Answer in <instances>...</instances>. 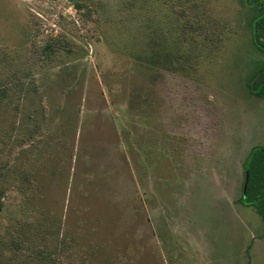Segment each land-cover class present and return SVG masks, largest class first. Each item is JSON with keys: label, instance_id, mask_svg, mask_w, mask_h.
I'll list each match as a JSON object with an SVG mask.
<instances>
[{"label": "rangeland", "instance_id": "1", "mask_svg": "<svg viewBox=\"0 0 264 264\" xmlns=\"http://www.w3.org/2000/svg\"><path fill=\"white\" fill-rule=\"evenodd\" d=\"M244 1L0 0V264H264ZM36 33L74 51L11 95Z\"/></svg>", "mask_w": 264, "mask_h": 264}, {"label": "trees", "instance_id": "2", "mask_svg": "<svg viewBox=\"0 0 264 264\" xmlns=\"http://www.w3.org/2000/svg\"><path fill=\"white\" fill-rule=\"evenodd\" d=\"M244 6L248 7L253 12V17L250 21L253 45L258 51L264 54V1L253 0L249 3V0H245ZM76 7L79 12L83 9V5L79 4V2H76ZM36 35L37 37H35L32 42L33 59H30V61H32L29 63L30 68L24 70V76L22 78H17V75H15V78L10 80L9 90L11 95H16L15 91H17V89L22 90L24 86L28 85L27 81L32 82L31 80L34 77L32 72L37 65L50 61L61 53L72 54L74 51L73 45L67 43L65 40L59 41L51 37H45L40 40L38 39L39 34L36 33ZM162 60L161 51H154L147 57L148 62L157 66L162 64ZM248 86L253 96L264 99V65H257ZM4 95L7 94L5 93ZM244 169L248 188L246 196H243L241 202L247 207H254L264 220V147L253 148L244 164ZM1 195L0 191V211L2 209ZM39 256L45 259H49V257L52 258V256H49L46 252H42Z\"/></svg>", "mask_w": 264, "mask_h": 264}, {"label": "flooded vegetation", "instance_id": "3", "mask_svg": "<svg viewBox=\"0 0 264 264\" xmlns=\"http://www.w3.org/2000/svg\"><path fill=\"white\" fill-rule=\"evenodd\" d=\"M252 150H253V149H252ZM252 150H251V152H252ZM251 152H250V154H251ZM250 154H249V155H250ZM249 155L247 156V158L249 157ZM247 158H246V160H247ZM246 160H245V162H246ZM245 162L243 163L244 183H243V188H242V196H241V198H240V200H239V204H241L243 207L254 209V211L256 212V213H255L256 216L259 217V218L264 222L263 218L257 213V211L255 210L254 207H247V206L243 205L242 202H241L243 196H244V197L246 196L247 188H248V186H247V178H246V175H245V169H244V164H245Z\"/></svg>", "mask_w": 264, "mask_h": 264}]
</instances>
